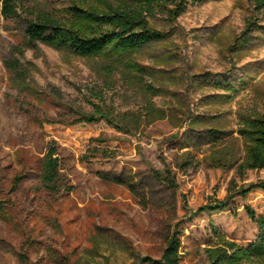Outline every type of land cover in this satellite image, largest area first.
I'll list each match as a JSON object with an SVG mask.
<instances>
[{
	"label": "rangeland",
	"instance_id": "374dc122",
	"mask_svg": "<svg viewBox=\"0 0 264 264\" xmlns=\"http://www.w3.org/2000/svg\"><path fill=\"white\" fill-rule=\"evenodd\" d=\"M258 1L204 0L176 18L157 11L151 24L166 39L132 53L128 63L80 57L27 37L39 14L71 23L73 5L100 0H23L18 16L0 17V198L10 202L0 214V264H21L22 252L30 264H134L136 255L161 257L168 226L181 234L182 264H210L209 249L223 241H257L260 228L248 208L264 218L263 189L217 211L200 209L225 200L232 187L264 181V169L241 176L237 166L209 160L216 143L242 162V116L264 112V6ZM9 62L20 63L17 73ZM14 75H27L23 89ZM128 75H141V83L129 84ZM56 89L86 112L94 107L85 97L103 90L116 113H146L153 105L166 116L136 134L106 120L72 123L79 116L53 99ZM52 139L74 185L63 197L40 188ZM96 147L115 157L83 161ZM166 169L170 180L156 179L154 171ZM98 172L121 175L136 191ZM18 174L25 179L11 195Z\"/></svg>",
	"mask_w": 264,
	"mask_h": 264
},
{
	"label": "trees",
	"instance_id": "16d2710c",
	"mask_svg": "<svg viewBox=\"0 0 264 264\" xmlns=\"http://www.w3.org/2000/svg\"><path fill=\"white\" fill-rule=\"evenodd\" d=\"M204 0H100V5H73V22L67 23L49 13H42L31 22L26 29L30 41L41 42L56 49L67 50L80 57L94 58L105 57L114 62L128 63L129 56L141 50L148 44L160 42L166 39V33L157 29L151 24V19L157 11L167 13L170 17L176 18L183 13L190 3H199ZM264 6V0L258 1ZM23 0H0V17H15L19 15ZM19 64L9 62L8 68L17 73ZM129 67L135 73L141 72L139 67L129 63ZM18 88L23 89L27 81V75H14ZM139 76L128 75L126 82L136 87L139 84ZM123 78V77H122ZM141 83V82H140ZM108 87L111 85L107 83ZM29 88H33L29 85ZM92 97L86 96L85 100L93 105L94 111L86 112L81 107L76 109L71 101H66L63 94L58 90L52 91L53 99L61 102L65 110L72 116H79L72 121L95 123L101 120L108 121L119 131L128 134H136L144 129V125L159 118H165V111L150 105L146 113L142 112H118L111 107L105 98V92L92 91ZM150 119V120H149ZM240 137L245 142V158L239 162L233 156L230 148L221 149L214 144V151L210 155V162L215 167L237 166L238 173L243 176L249 169H264V112L242 116ZM210 137L217 141V133L210 130ZM101 158L115 157V152L104 147H96L90 155H85L83 161L91 162ZM66 157L63 155L59 143L52 139L48 141L42 158L41 185L43 191L51 196L63 197L69 195L74 185L71 176L66 170ZM158 180H170V169L166 172L154 171ZM102 178L113 180L117 183L126 184L133 192L135 186L128 182L121 175L110 177L108 173L98 172ZM25 175H16L11 183L9 193L14 195L24 182ZM175 185V184H174ZM255 188L264 190V181L251 184L248 187L230 188L229 195L225 200H217L213 204L202 207L201 211H217L228 207L233 199L240 195H246ZM10 204L6 199L0 198V214ZM251 218L257 222L261 234L257 241L247 246L239 245L236 242L223 241V246L210 248L208 260L210 264H245L256 259H264V218L248 208ZM166 237L165 247L160 258L151 256L136 255L134 264H182L181 234L171 230ZM21 264H30L27 254H20Z\"/></svg>",
	"mask_w": 264,
	"mask_h": 264
}]
</instances>
